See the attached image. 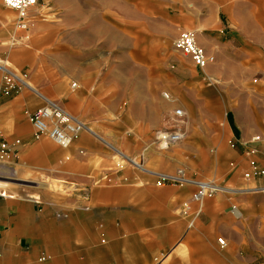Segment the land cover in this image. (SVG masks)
I'll list each match as a JSON object with an SVG mask.
<instances>
[{"label":"crops","instance_id":"1","mask_svg":"<svg viewBox=\"0 0 264 264\" xmlns=\"http://www.w3.org/2000/svg\"><path fill=\"white\" fill-rule=\"evenodd\" d=\"M189 4L50 0L44 22L37 7L28 11L26 29L16 14L12 27L0 6L4 65L29 69V85L92 132L68 149L34 140L29 115L42 100L29 90L0 99V140H20L14 165L74 186L64 195L0 192V264H264V176L251 175V163L264 171V11L256 0ZM180 31L194 34L208 61L200 69L175 57L168 90L181 97L185 148L207 163L202 178L223 187L200 204L191 201L193 187L111 170L110 153L91 131L117 142L125 126L116 115L126 101L141 104L131 129L145 133V57ZM70 78L76 91L67 90ZM196 78L221 93L211 85L201 96L192 89Z\"/></svg>","mask_w":264,"mask_h":264},{"label":"rangeland","instance_id":"2","mask_svg":"<svg viewBox=\"0 0 264 264\" xmlns=\"http://www.w3.org/2000/svg\"><path fill=\"white\" fill-rule=\"evenodd\" d=\"M189 1L190 4L188 7L190 9H195L199 8L200 4L204 3L206 0H195V2H193V0ZM215 1L220 5L221 0ZM256 2L258 5H260L262 11H264V0H256ZM46 5L37 6V9L40 13V16L37 17V19L41 20V22H44L46 20ZM0 6L5 14H8L7 19L11 21L10 24H12V27H15L14 22L16 13L8 8H4L2 6L1 0ZM168 12L169 15L176 14V9L173 7L168 8ZM218 12L221 16L220 9L218 10ZM26 28L27 25L23 29ZM182 32L185 31H180L178 35L176 34L174 37H171L169 35L167 37H164L162 41H159L158 44L149 51L148 56L145 57V133L137 129H131L132 124L134 123V121H137L138 115H140L138 111H141L142 109L141 104H135L131 106L129 102L127 103L126 101L124 102L122 112L116 115L117 126L118 124V127L125 126V128L123 129L125 131H123L119 135L120 139L117 142L110 141L107 138L106 131H91L97 134L98 140L106 147L107 151L110 153V156L112 157V163L110 167L111 170H116L119 168L131 170L132 166L130 165V162L127 160V158L132 159L130 157H134L135 162L141 163L143 168L152 172L171 174L174 173L175 170L181 168L184 171V176L186 179L204 183H214L216 186L223 189L218 180L214 179L212 176L207 177V179L202 178V176L208 170L207 163H205L204 159H200L199 153H190L188 149L185 148V145L187 143L186 137L189 132L187 130V121L182 117H175L173 115V111L176 110L177 107L182 108V106L178 103V101L181 100V97L176 96V91L172 92L168 90V86L170 87L172 84V74L176 73V61L173 59L175 57H179L182 59L190 60L188 57H183L173 48V42ZM0 59L6 61L1 55ZM12 68L15 69L18 67L12 65ZM55 68H61V66L58 65L55 66ZM17 71L21 75L27 77L29 81V69L23 68L22 71ZM146 78H148L149 80H146ZM73 81L75 80H72L71 78L69 80H66L67 90L69 92L76 91V89L73 90L70 88V84ZM211 85H215L216 87L218 86V84L214 82H206L203 79L196 78L195 85L192 87V89L198 91L201 96H207ZM22 90L27 91V89L25 88H22ZM217 91H220L221 93L220 87H217ZM164 95H167L171 100L167 99ZM127 109L132 111V113H123ZM112 119L115 118L112 117ZM166 131L179 132L182 135V139L180 142L172 146L161 149L158 145H156L155 137L159 132L161 133ZM195 131L196 132H194L193 134L194 137L196 136L198 137V139L203 138L202 132H199V127L195 128ZM109 132L111 133V131ZM143 159H145L144 162L141 161ZM160 168H164L165 171L160 170ZM7 178H10V180H8ZM0 179L11 182L7 183L0 181V185H6L3 188H0V192L10 191L12 193H15L18 191V193L20 192L26 195L34 196H36V193L40 191L50 194L58 192L61 195H64L67 193L65 191L66 188L71 189L74 187L73 184H62L56 180L48 178V176H45L44 174L37 175V173H31L28 170H24L18 166H15L12 162V159L9 163H6L5 166H0ZM18 180H24V182H19Z\"/></svg>","mask_w":264,"mask_h":264},{"label":"built area","instance_id":"3","mask_svg":"<svg viewBox=\"0 0 264 264\" xmlns=\"http://www.w3.org/2000/svg\"><path fill=\"white\" fill-rule=\"evenodd\" d=\"M2 5L16 13V23L21 29L28 24V11L38 5H46L49 0H1ZM173 48L183 57H188L192 64L197 68H204L208 59L205 57L204 51L200 48L194 39L192 32H182L173 42ZM3 60L0 59V99L15 96L25 88L36 94L43 102V105L34 110L29 115V122L32 128V138L39 140L43 137L52 141L61 149L69 148L73 141L83 131L90 132L85 124L75 116L69 114L57 104L45 99L29 84L27 77L21 75L16 69L2 65ZM75 85H72L74 87ZM175 117H182L180 109L173 111ZM91 133V132H90ZM182 139V135L176 131L159 132L155 137V143L159 148H167ZM252 140L259 141V137H253ZM20 145V140L15 139L8 144L4 139L0 140V166H5L13 158L14 148ZM132 169L141 174L154 179L157 186L163 185H189L194 188L191 194V201L200 204L205 198L213 196L222 188L214 183H204L199 181H191L185 178L184 171L180 168L174 173L165 174L152 172L143 168L141 163H134L128 159ZM250 174H246L248 177ZM251 175L264 176L263 170H257L255 165L251 163ZM220 248H225L226 243L222 239H217ZM44 258H41L43 260Z\"/></svg>","mask_w":264,"mask_h":264},{"label":"bare ground","instance_id":"4","mask_svg":"<svg viewBox=\"0 0 264 264\" xmlns=\"http://www.w3.org/2000/svg\"><path fill=\"white\" fill-rule=\"evenodd\" d=\"M2 65H4V63H2ZM166 98H167V96L166 95H164ZM134 162V161H133ZM134 163H136V164H138L137 162H134ZM138 165H140V164H138Z\"/></svg>","mask_w":264,"mask_h":264}]
</instances>
